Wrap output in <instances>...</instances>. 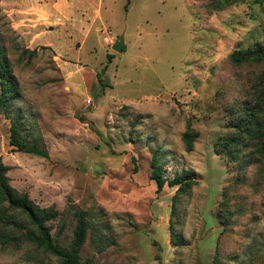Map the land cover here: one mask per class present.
<instances>
[{
    "label": "rangeland",
    "instance_id": "374dc122",
    "mask_svg": "<svg viewBox=\"0 0 264 264\" xmlns=\"http://www.w3.org/2000/svg\"><path fill=\"white\" fill-rule=\"evenodd\" d=\"M109 34L124 35L123 52ZM258 42L264 0H0L18 81L0 105L11 185L58 210L48 225L68 249L84 214L81 264H264V62L230 58ZM18 115L48 158L10 143ZM185 132L199 133L192 151ZM155 154L168 180L197 172L174 208L177 186L152 178ZM21 223L31 227L0 193V234L21 236ZM0 264L61 259L21 236L0 246Z\"/></svg>",
    "mask_w": 264,
    "mask_h": 264
},
{
    "label": "trees",
    "instance_id": "16d2710c",
    "mask_svg": "<svg viewBox=\"0 0 264 264\" xmlns=\"http://www.w3.org/2000/svg\"><path fill=\"white\" fill-rule=\"evenodd\" d=\"M230 58L233 62H264V44L255 43L252 47L246 49H237L230 54ZM112 59V56H109ZM107 66L104 67V70ZM96 76L101 85L105 84L102 77V72L97 71ZM0 86L2 95L0 96V105L5 108H9L12 104L11 99L13 97L15 88L18 87V81L11 73L9 59L0 49ZM23 128L22 116L18 115L12 121L11 125V138L10 143L19 151L27 152L41 157H49L47 149L43 148L38 140L29 141L27 137L21 135ZM199 136V133L185 132L183 139L187 144L188 151H192L194 148V140ZM264 151V147L260 149ZM220 154L221 152L218 151ZM152 178L156 180L157 188L162 190L165 184L169 186H177L176 194L173 197V208L177 201V197L180 194L189 192L194 186L199 184L197 179V172L195 170H187L176 174L172 179H166L163 176L162 167L158 161V157L155 154L152 161ZM10 168L4 163L2 156L0 155V193L8 203V208L12 210H18L25 214L29 226L26 223L18 224L17 227L26 230L22 233V237L35 244L38 248H42L44 251L49 252L61 259V264H81L79 258V250L86 239L87 223L84 220V214H80V218L75 231V239L73 241L71 249L61 246L54 241L51 233V227L48 222L55 220L59 212L53 207H41L37 204L27 192H21L17 190L10 183V177L8 175ZM13 219L7 221V224H11ZM173 225V224H171ZM173 229V227H172ZM21 236L14 234L13 229L7 228L0 234V246H8L21 241ZM175 245H177L174 242ZM211 264L220 263L217 254Z\"/></svg>",
    "mask_w": 264,
    "mask_h": 264
},
{
    "label": "water",
    "instance_id": "95a60500",
    "mask_svg": "<svg viewBox=\"0 0 264 264\" xmlns=\"http://www.w3.org/2000/svg\"><path fill=\"white\" fill-rule=\"evenodd\" d=\"M113 49L119 53L123 52L125 49L124 35H120L115 43L113 44Z\"/></svg>",
    "mask_w": 264,
    "mask_h": 264
},
{
    "label": "built area",
    "instance_id": "2783aa9c",
    "mask_svg": "<svg viewBox=\"0 0 264 264\" xmlns=\"http://www.w3.org/2000/svg\"><path fill=\"white\" fill-rule=\"evenodd\" d=\"M104 40H105V42H106L107 44L113 46V44H114L115 41H116V38L113 37V36H111V35L109 34V35L105 36Z\"/></svg>",
    "mask_w": 264,
    "mask_h": 264
}]
</instances>
